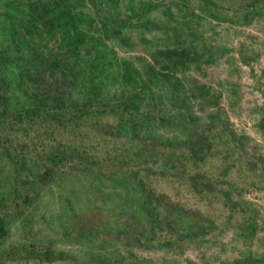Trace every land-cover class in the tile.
<instances>
[{"label": "trees", "instance_id": "obj_1", "mask_svg": "<svg viewBox=\"0 0 264 264\" xmlns=\"http://www.w3.org/2000/svg\"><path fill=\"white\" fill-rule=\"evenodd\" d=\"M76 3H7L19 11L28 33L57 40V51L42 65L64 74L48 90L37 83L44 73L31 65L34 77L16 81V91L23 88L15 93L0 72V264H140L136 250L180 253L188 247L205 257L201 246L224 232L238 251L221 264H264V216L241 193L264 186V164L232 142L226 125L206 126L188 111L189 94L174 73L188 63L191 49L161 50L167 73L159 77L151 67L123 60L121 88L112 90L122 96L110 104L111 80L118 75L110 71L107 47L97 46H105L100 38L83 35L88 18ZM155 7L147 2L145 23ZM136 8L131 1L130 9ZM239 10L243 17L264 12V0H242ZM0 64L7 71L1 51ZM257 111L264 132V103ZM166 124L176 131H160ZM85 177L96 184L85 185L84 192L113 195L111 213L126 217L75 220L76 250L62 249L54 236L39 237L31 211L43 188L62 187L71 178L81 185ZM104 186L110 192L104 194ZM59 219L61 242L71 233Z\"/></svg>", "mask_w": 264, "mask_h": 264}, {"label": "rangeland", "instance_id": "obj_2", "mask_svg": "<svg viewBox=\"0 0 264 264\" xmlns=\"http://www.w3.org/2000/svg\"><path fill=\"white\" fill-rule=\"evenodd\" d=\"M25 1L0 0V51L7 70L0 64V72L11 80V86L15 85V93H20L23 88L16 91V81L26 80L28 74L34 77L33 70L29 68L31 65L38 66L40 72L44 73L45 82L38 80L37 83L48 90L50 86L54 88V80L61 81L64 74L61 69L49 71L42 65L57 51V40H49L35 31L28 33L21 24L24 20L19 11L7 5L8 2L20 4ZM75 1V8L88 18L82 27L83 35L86 38H90V35L100 38L105 46H97L101 50L107 47L106 54L111 56L110 71L118 75L111 80L110 104H114L117 95L122 96L119 92L114 94L112 90L121 88L118 82L122 80L120 70L123 60L140 68L141 63L151 67L153 74L159 77L167 73L163 67L167 59L160 54L161 50L181 47L191 49L188 63L179 64V71L174 73L189 94L191 105L188 111L199 116V122L206 126L218 122L226 125L232 142L237 141L246 150L245 153L264 164V132L259 126L260 114L257 111L264 103L263 11L243 17V12L239 10L242 0H211L213 3L208 5L198 0ZM131 1L136 4V11L130 9ZM147 2H153L157 7L148 13L151 19L145 23L142 13ZM82 50L80 47V54ZM93 53L96 51L93 50L91 57ZM24 59L29 60L30 65L24 66L21 63ZM203 84L204 89L201 88ZM158 128L165 134L176 131L169 124ZM195 137L192 136L193 141ZM91 180L85 177L80 185L78 180L71 178L62 187L50 185L43 188L42 198L31 211L35 219L34 229L40 230L39 237L54 236L62 249L76 250L78 245L73 241V236H76L75 220L85 221L88 218L99 222V218H119L111 213L115 209L113 195L106 198L84 192L82 188L85 185L92 187L96 184ZM220 183L225 185L224 182ZM75 188L80 189L78 193L74 192ZM110 190L107 186L102 188L104 194ZM241 193L256 204L264 216V186L258 189L244 187ZM59 217L66 225H70L68 233H71L69 237H63L61 242H58L57 237L62 234L58 225ZM120 217L126 216L121 214ZM13 236L18 238L17 232ZM232 237L230 232H224L215 240L208 239L201 246L205 248V257L195 247L184 248L180 253L167 250L136 251L140 253V264H221L222 260L237 255V245L232 242Z\"/></svg>", "mask_w": 264, "mask_h": 264}]
</instances>
